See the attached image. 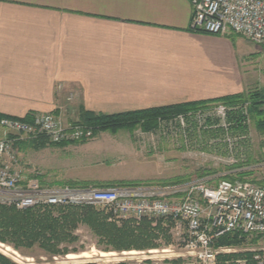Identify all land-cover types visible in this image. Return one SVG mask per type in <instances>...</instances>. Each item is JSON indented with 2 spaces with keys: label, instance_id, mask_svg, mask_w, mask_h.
Wrapping results in <instances>:
<instances>
[{
  "label": "crops",
  "instance_id": "0c3cea01",
  "mask_svg": "<svg viewBox=\"0 0 264 264\" xmlns=\"http://www.w3.org/2000/svg\"><path fill=\"white\" fill-rule=\"evenodd\" d=\"M192 18L189 0H0V114L53 112L75 123L84 112L112 115L262 90L250 87L264 81L263 48L235 34L196 32ZM128 136L132 143L112 150L149 164ZM24 142L18 151L31 147Z\"/></svg>",
  "mask_w": 264,
  "mask_h": 264
},
{
  "label": "built area",
  "instance_id": "2783aa9c",
  "mask_svg": "<svg viewBox=\"0 0 264 264\" xmlns=\"http://www.w3.org/2000/svg\"><path fill=\"white\" fill-rule=\"evenodd\" d=\"M189 1L193 9L192 30L217 36L235 34L264 50V0ZM73 98L70 94L67 100L71 102ZM242 106L241 111L247 115L249 104ZM228 111L223 103H211L208 108L160 117L158 133L169 136L176 126L185 132L193 124L202 126L214 116L221 122L218 127L224 128ZM0 127L5 131L4 138L0 139V204L18 210L93 205L110 211V221L115 222L146 218L171 220L175 245L192 256L196 264H218L219 255L231 251L217 246L219 239L226 235L238 234L250 243L264 241V185L239 179L217 181L210 177V181L200 179L148 188L63 185L50 189L37 183L22 187L18 143L41 137L52 144L91 140L94 129L80 122L67 123L53 112L34 113L30 121L5 117ZM238 140H247V137L232 139L226 149L229 156L212 155V160L222 166L238 165L240 152L246 148ZM252 250L262 251L255 255V260L264 264V247Z\"/></svg>",
  "mask_w": 264,
  "mask_h": 264
},
{
  "label": "rangeland",
  "instance_id": "374dc122",
  "mask_svg": "<svg viewBox=\"0 0 264 264\" xmlns=\"http://www.w3.org/2000/svg\"><path fill=\"white\" fill-rule=\"evenodd\" d=\"M240 38L237 37L236 42ZM242 45L248 51L253 50L252 44L243 43ZM248 67L252 68L249 72L253 73V77H255L256 65L249 63ZM260 78L261 76L257 77L258 80ZM250 89H264V81L261 79L259 82H254ZM242 105L244 104L236 107L228 106L227 125L224 128L218 127L221 122L214 116L209 118L202 126L193 124L192 128H188L185 132L176 126L170 134L168 133L169 136L163 132L158 133L159 129L157 127L152 131H144L141 127H137L132 132L128 129L100 132L86 143L69 149H60L55 146L39 150L32 147L22 149L18 151L21 169L20 186L24 187L31 183H37L41 187L52 189L69 185L71 181H74L87 182L92 186L109 187V184H117L118 182L138 181L141 182V185L133 186V188H148L167 186L162 183L175 178L191 179L189 181L200 180L198 175H200L199 177H206L205 180L208 181H210V177L218 181L222 178V175H226V169L243 166L250 158L258 163L248 168L243 167L244 169L241 170H253L254 175L252 178L257 181H264V132L259 129L257 121L250 113L249 108H246L247 115L241 111V107H244ZM203 107L208 108V105ZM232 111L240 112L241 121L239 126L242 128L236 126V122L233 121ZM186 132L188 135L185 136ZM2 133L3 130L0 129V136ZM129 133L132 134L135 148L141 153L140 157L148 161L149 164L142 161L140 163L135 162V157H129L124 151L112 150L111 147L120 143L124 145L127 140L132 143L128 136ZM244 136L247 137V140H238L239 145L246 147L245 150L240 152L241 162L238 165L222 166L212 160V155L229 156L226 151L229 141ZM212 170H218L219 172L211 176H203L205 172ZM135 177L148 179L127 180ZM116 184L112 185L111 188L119 187ZM150 220H154L153 226H156L158 220L168 222L165 219ZM132 221L138 224L142 220ZM168 233L171 235L172 242L166 246L164 238H161L159 241L161 247L153 249L159 250V252H148L149 250L106 251L105 246L99 243L98 238L87 226H80L76 232L79 241L69 247L76 252L68 255L50 257L38 247L31 250H16L12 246L2 243H0V253L17 264H119L121 262L142 264L146 261H150L149 264H196L192 256L187 254L182 247L175 245L172 227ZM258 244L259 242L254 240L251 243L245 241L237 246H221L229 248L231 251L219 255L218 264H242L240 261L246 264L247 260L245 259L225 262L220 260L222 256L245 252L253 253V261L258 264L255 255L262 253V251L252 249L263 248L264 241ZM7 248H9L8 252L6 251ZM162 249L169 251L163 253L160 251ZM84 252L94 253L96 256L90 259L68 258L69 255H79ZM101 253H114V256L101 257Z\"/></svg>",
  "mask_w": 264,
  "mask_h": 264
},
{
  "label": "trees",
  "instance_id": "16d2710c",
  "mask_svg": "<svg viewBox=\"0 0 264 264\" xmlns=\"http://www.w3.org/2000/svg\"><path fill=\"white\" fill-rule=\"evenodd\" d=\"M211 103H223L229 107H236L240 104L248 103L250 113L257 121L259 129L264 132V89L235 96H227L209 102L177 104L112 115L84 112L81 113L82 119L79 122L94 129L93 138L100 132L118 131L122 129H128L132 132L137 127H141L144 131H152L156 129L160 117H170ZM231 116L233 121L236 122V126H239L241 121L240 112L232 111ZM5 117L7 116L0 114V121ZM22 120L30 121L31 115L22 118ZM87 141L82 140L74 143L52 144L47 138L41 137L27 143L31 147L39 150L47 146L84 144ZM22 143L25 142H20L18 145H22ZM256 163L258 162L250 158L243 166L226 169L227 173L222 178L231 181L237 179L247 180L264 185L263 180L257 181L255 178H252L254 175L253 170H241L244 169L243 167L248 168ZM218 172V170L207 171L203 176H211ZM199 176L198 178L200 179L206 178ZM189 180L191 179L175 178L174 180L165 181L162 184L167 186L176 185L187 183ZM115 184H109V187L104 188H111ZM69 185L73 187H85L90 184L87 182L71 181ZM116 185H119V187H133L141 185V182H118ZM110 216V211L93 205L49 206L45 208L34 207L18 210L13 206L0 204V243L10 245L16 250H31L38 247L50 257L65 256L69 253L76 252L72 251L69 247L79 241L76 232L80 226H87L98 238L99 243L105 246L106 251L127 252L158 249L161 247V243H159L161 238H164L166 246L172 242L171 235L168 233L172 227L171 220H168V222L158 220L156 226H153L154 220L147 218L138 224L133 223L132 220L117 223L110 221ZM244 242L245 237L240 238L238 234H230L220 238L217 246H237ZM253 257V253L245 252L222 256L220 260L225 262L245 259L247 260L246 264H257L253 261ZM149 263L150 261H146L142 264ZM0 264L17 263L0 253ZM119 264L126 263L121 262Z\"/></svg>",
  "mask_w": 264,
  "mask_h": 264
},
{
  "label": "bare ground",
  "instance_id": "6f19581e",
  "mask_svg": "<svg viewBox=\"0 0 264 264\" xmlns=\"http://www.w3.org/2000/svg\"><path fill=\"white\" fill-rule=\"evenodd\" d=\"M7 250L9 251V248H7L6 251ZM125 254H128V253H125ZM129 254H134V253H129ZM94 256H96V254H94V253L90 254L89 252H84V253H81L79 255H69L68 258L69 259H90V258H93ZM100 256L101 257H111V256H114V253H107V254L101 253Z\"/></svg>",
  "mask_w": 264,
  "mask_h": 264
}]
</instances>
